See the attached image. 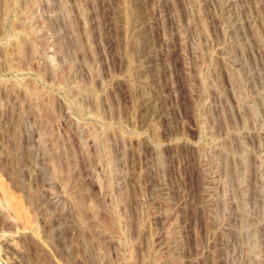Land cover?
<instances>
[{
	"label": "rangeland",
	"instance_id": "rangeland-1",
	"mask_svg": "<svg viewBox=\"0 0 264 264\" xmlns=\"http://www.w3.org/2000/svg\"><path fill=\"white\" fill-rule=\"evenodd\" d=\"M0 264H264V0H0Z\"/></svg>",
	"mask_w": 264,
	"mask_h": 264
}]
</instances>
